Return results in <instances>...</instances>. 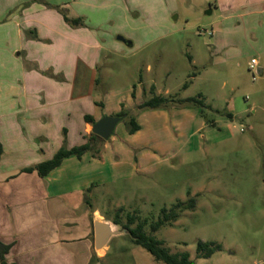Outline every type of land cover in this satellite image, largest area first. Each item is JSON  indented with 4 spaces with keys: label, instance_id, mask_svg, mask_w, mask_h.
I'll use <instances>...</instances> for the list:
<instances>
[{
    "label": "rangeland",
    "instance_id": "1",
    "mask_svg": "<svg viewBox=\"0 0 264 264\" xmlns=\"http://www.w3.org/2000/svg\"><path fill=\"white\" fill-rule=\"evenodd\" d=\"M5 2L0 0V8ZM24 6L29 11L51 8L63 16L69 13V8L50 6L48 0H29ZM207 7L173 0L108 18L103 17L101 5L81 6L88 18H81L78 27L87 28L99 41L106 35L118 48L111 49L109 58L105 55L94 69L99 83L92 94L75 100L74 95L83 94L77 88L80 84L72 86V97L65 90L67 84L61 86L69 99L56 101L52 106L55 113L46 122L38 118L39 113L22 112L25 105L21 107L16 96L24 93L25 73L35 66L25 60V53H12L20 42L16 29L6 31L0 26V144L46 145L60 131L62 147L68 137L80 146L86 116L98 121L128 112L141 127L135 134H130L127 119L119 123L108 142L92 139L89 129L87 141L94 149L88 153L101 159L93 169L97 184L89 195L96 205L113 220L118 214L121 226L128 215H134L133 227L146 221L145 230L152 233L150 225L160 219L162 208L171 210L179 201L195 199L197 207L177 210V219L152 234L172 253L188 251L196 264H264V75L254 74L245 63L242 67L214 63L212 33L221 12L207 14ZM131 42H135L133 47L128 45ZM252 42L250 37L246 47L240 48V54L249 60L259 57ZM84 52L79 48L78 56H85ZM78 71L80 80L83 71ZM193 72L197 74L190 79ZM65 78L63 71L62 82L68 83ZM86 80L82 87L90 85L84 84ZM42 81L30 83L29 92L38 97L48 93L50 84ZM155 81L174 92L189 81L178 97L201 94L206 107H185L176 101L168 107L140 108L154 95L145 92V84L150 88ZM135 88L137 95L133 94ZM121 99L131 101V108L123 103L114 114L111 106ZM209 119L215 120V126ZM106 142L108 148L102 145ZM97 150L100 156H95ZM199 240L219 243L222 249L201 260L196 252ZM109 248L102 264H164L126 233L114 237Z\"/></svg>",
    "mask_w": 264,
    "mask_h": 264
},
{
    "label": "crops",
    "instance_id": "2",
    "mask_svg": "<svg viewBox=\"0 0 264 264\" xmlns=\"http://www.w3.org/2000/svg\"><path fill=\"white\" fill-rule=\"evenodd\" d=\"M27 1L29 0H6L5 5L0 8V26L5 27L6 31L16 29L20 42L12 47V53L18 55L25 53V60L31 61L35 66L32 72L25 73L24 93L16 96L22 103L21 107L25 105L22 112L25 114L33 112L35 115L39 113L38 118L41 117L43 122H46L47 117L55 113L52 107L54 103L69 99L67 95L63 96L61 87L63 84H67L65 90L67 92L70 90L71 96L72 86L77 84L81 86L89 75V80L84 84L90 85L78 86V91L83 94L74 96L75 100H80L92 94L93 89L98 86L94 69L99 68L101 58L105 55L109 58L110 50L117 49L118 46L114 41L105 38L106 35L102 34L99 41L94 34L86 30L87 28H79L68 23L59 10L40 8L29 11L25 6L23 8ZM189 1L208 6L211 14L217 10L221 12V20L212 33V36L215 35L212 44L214 63L234 64L239 67L245 63L247 69H250L252 58H256L259 62L258 72L264 75V0H181L183 3ZM48 2L50 6L69 8L67 16L74 20L88 18L87 11L81 8L83 5H101L103 17L106 15L110 18L111 15L118 17L121 13L128 16L134 10L140 12L143 8L147 9V6L164 5L173 0H48ZM74 7L79 8L75 11ZM96 9L100 12V8ZM83 30L84 32L79 34ZM250 37L259 52V57L252 56L249 60L240 54V48H244V45L246 47ZM128 45L133 47L135 42ZM79 48L85 50V56H78ZM78 70L83 71V78L80 80ZM63 71L67 80L73 82L70 89L67 88L69 82H62ZM48 73L51 77L47 75ZM35 79L50 84V90L46 94L44 92L43 97L29 92V84ZM145 86V92L150 91L163 97H170L178 94V91L185 90L182 86L174 92L167 84L161 87L156 81L150 88L147 84ZM137 93L138 89L135 88L133 94ZM185 98L189 96H181V99ZM123 103L127 108H131V101L121 99L113 102L111 111L117 114ZM100 104L105 106L103 102ZM93 118L97 121L95 117ZM90 128L92 123L85 120L83 132L80 134L83 139L81 145L87 142V137L91 134ZM58 132L60 134L49 138L51 142L46 145L34 146L31 143L15 142L6 147L2 144L0 242L10 246L5 255L9 264H102L108 256L109 245L100 251L95 249L94 220L113 219L108 217L107 211L96 205L91 199L92 196H89L97 184L94 179L96 171L93 169L101 164V159L85 152L81 158L66 157L61 166L46 177H41L37 171H24L25 168L35 167L57 154L64 140L61 132ZM107 142L102 144L104 148H108ZM76 146L68 137L65 147ZM11 155L13 158L10 160ZM97 155L100 156V153ZM99 174L97 172V175Z\"/></svg>",
    "mask_w": 264,
    "mask_h": 264
},
{
    "label": "trees",
    "instance_id": "3",
    "mask_svg": "<svg viewBox=\"0 0 264 264\" xmlns=\"http://www.w3.org/2000/svg\"><path fill=\"white\" fill-rule=\"evenodd\" d=\"M65 20L68 23H71L75 26H78L81 22V19H74L71 20L68 18L67 15H65ZM189 59L192 60L191 56H189ZM197 73L193 72L191 75H189V78H193L196 76ZM99 83V79L97 80V84ZM189 81L185 83L183 86L184 89H186L189 85ZM152 92H154V88H152ZM176 101L185 107L190 106H200L202 108L206 107L204 100L202 98V95H199V97H189L185 99H181L178 97V94L176 96L172 97H163V96H157L154 95L151 99L145 101L143 104H141L140 108H161V107H168L172 105L173 103H176ZM206 111L203 110L202 114L204 117H207ZM128 112H120L117 116L123 117V120L127 119V125L129 128L130 134L137 133L141 127L137 123L136 118L129 115ZM231 117V115H229ZM85 120L88 123H95L96 120L92 116H86ZM208 122L215 126V120L209 119ZM92 139H100L99 136L95 135L94 133L91 134ZM94 149L93 144L88 140L85 144L72 147V148H66L62 147L60 150H58L57 154H55L50 160L42 162L35 167H29L25 168V172H33L37 171L38 174L41 177H46L48 174H50L53 170L61 166L64 159L70 156H76L78 158H81L85 152L91 151ZM98 152V150H97ZM3 153L2 145L0 144V161ZM99 153V152H98ZM96 156V155H95ZM196 206L195 199H190L189 201H179L171 208V210H168L167 208H162V216L160 219L152 223L150 225V229L152 233L157 232L161 227H163L167 222L170 220H175L178 217L177 210H192ZM123 208L119 209V211H122ZM136 216L134 215H128V221L126 224L122 225V227L128 228L132 233V241L136 245H140L143 247L146 251H148L156 261L163 262L164 264H196L194 260L191 259L190 253L188 251L183 252H177L172 253L170 249L165 245V242L163 240L158 239L154 234L147 233L145 230V227L147 225L146 221H139L137 222L136 226L133 227V225L136 223ZM116 224H121V221L119 220V215L117 214V217L113 220ZM196 252L197 257L202 260L210 258L214 253L217 251H220L222 249L221 244L213 242V241H203L199 240L197 242ZM10 250L9 245H5L4 243L0 242V259L1 264H9L6 260L5 255Z\"/></svg>",
    "mask_w": 264,
    "mask_h": 264
},
{
    "label": "water",
    "instance_id": "4",
    "mask_svg": "<svg viewBox=\"0 0 264 264\" xmlns=\"http://www.w3.org/2000/svg\"><path fill=\"white\" fill-rule=\"evenodd\" d=\"M207 14H211L212 11L208 10ZM120 40L125 41L120 37ZM123 120V117L103 116L100 120L92 124V133L104 139L110 140L116 132L117 126ZM128 234L133 238L131 231L128 228L122 227L120 224H116L110 220H94V234H95V249L100 251L107 247L114 237Z\"/></svg>",
    "mask_w": 264,
    "mask_h": 264
},
{
    "label": "built area",
    "instance_id": "5",
    "mask_svg": "<svg viewBox=\"0 0 264 264\" xmlns=\"http://www.w3.org/2000/svg\"><path fill=\"white\" fill-rule=\"evenodd\" d=\"M258 66H259V62H258V60L256 59V58H252V60H251V64H250V70L253 72L254 71V74H256V73H258L259 74V72H258V70H259V68H258ZM243 130H245L244 128H242ZM242 130V131H243Z\"/></svg>",
    "mask_w": 264,
    "mask_h": 264
}]
</instances>
